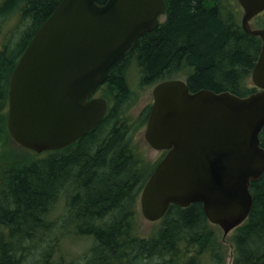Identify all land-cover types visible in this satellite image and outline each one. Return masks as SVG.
I'll list each match as a JSON object with an SVG mask.
<instances>
[{"label": "trees", "instance_id": "obj_1", "mask_svg": "<svg viewBox=\"0 0 264 264\" xmlns=\"http://www.w3.org/2000/svg\"><path fill=\"white\" fill-rule=\"evenodd\" d=\"M58 2L0 0L1 16L18 12L26 24L13 46L0 44V141L10 138L4 111L9 75ZM224 4L166 0L164 20L141 33L108 68L99 87L108 108L95 127L60 149L36 155L27 150L18 160L0 163V264H224L219 227L208 222L199 202L170 204L154 233H136L139 193L163 153L147 163L132 143L150 105L137 118L127 116L135 100L132 66L138 86L184 70L190 91L242 96L256 90L248 77L261 40L242 29L238 5ZM259 137L264 148V127ZM250 191L249 214L231 235V264H264V172ZM60 200L63 213L53 217ZM66 235L91 239L84 258L70 261L61 254Z\"/></svg>", "mask_w": 264, "mask_h": 264}, {"label": "water", "instance_id": "obj_2", "mask_svg": "<svg viewBox=\"0 0 264 264\" xmlns=\"http://www.w3.org/2000/svg\"><path fill=\"white\" fill-rule=\"evenodd\" d=\"M240 25L261 48L250 73L256 90L190 91L185 79L155 83L143 137L165 150L139 193L142 216L155 221L170 204L199 202L226 235L248 216L250 185L264 172V27L249 21L264 0H237ZM163 0H59L14 65L6 126L12 140L36 153L71 144L107 110L94 96L108 68L144 31L155 28Z\"/></svg>", "mask_w": 264, "mask_h": 264}, {"label": "rangeland", "instance_id": "obj_3", "mask_svg": "<svg viewBox=\"0 0 264 264\" xmlns=\"http://www.w3.org/2000/svg\"><path fill=\"white\" fill-rule=\"evenodd\" d=\"M225 2V7L232 8L234 5L238 7V21L240 23L242 8L239 5L237 0H222ZM232 4V5H231ZM238 5V6H237ZM21 15L18 12L9 11L6 12L3 16L0 15V44L3 41H8V46H13L20 34L24 31L26 24L21 23L20 19ZM250 25L253 28L264 27V11L259 12L256 16H254L250 20ZM131 85L133 90L135 91V100L127 109V116L131 120L132 118H137L140 113L144 111V109L149 106L152 102V87L154 84L138 86L136 85V78L138 77V73L135 70V67H131ZM172 77L185 78L184 70L172 75ZM248 83L253 85L250 77H248ZM97 95H101V91H97ZM145 124H142L138 127L132 137V143L137 150H139L140 154L143 156L144 160L147 163H155L159 160L162 155V150L153 149L144 139ZM29 149L15 143L12 139L9 140L2 138L0 141V163L3 164L5 162L10 163L13 158L17 159L21 154L27 153ZM30 151V150H29ZM32 151V150H31ZM34 152V151H33ZM31 153V152H30ZM37 153L35 152V155ZM3 156V157H2ZM18 160V159H17ZM6 165V164H5ZM139 199V197H138ZM63 200H60L59 204L56 206L53 217L60 216L63 213L62 209ZM136 233L140 236H147L154 233L159 226V220L149 221L146 220L139 209L138 203V215L136 216ZM58 231V230H57ZM56 231V232H57ZM234 229L230 230L226 235L223 234L222 230L219 228L220 238L222 240V244L225 247V262L224 264H231L233 257V243L231 241V235L233 234ZM73 235V234H72ZM91 239L88 237H80L76 239L75 236L66 235L59 242V247L62 249V255L68 260H78L79 258H84L83 256L85 252L91 246ZM88 252V251H87ZM60 255V252L55 250L53 256L57 258Z\"/></svg>", "mask_w": 264, "mask_h": 264}, {"label": "flooded vegetation", "instance_id": "obj_4", "mask_svg": "<svg viewBox=\"0 0 264 264\" xmlns=\"http://www.w3.org/2000/svg\"><path fill=\"white\" fill-rule=\"evenodd\" d=\"M163 1H164V3L166 4V0H163ZM165 14H166V7H165L164 12L161 13V14L159 15V17H158V24L164 20V18H165ZM21 53H22V52H21ZM17 60H18V59H17ZM17 60H16V61H17ZM9 77H10V75H9ZM8 82H9V79H8ZM7 86H8V85H7ZM100 86H101V85H100ZM100 86H98V88L95 90V92L99 90V87H100ZM95 92L93 93L92 97H94V96H100V95H97V92H96V93H95ZM6 110H7V104H6V108H4V111H6Z\"/></svg>", "mask_w": 264, "mask_h": 264}, {"label": "bare ground", "instance_id": "obj_5", "mask_svg": "<svg viewBox=\"0 0 264 264\" xmlns=\"http://www.w3.org/2000/svg\"><path fill=\"white\" fill-rule=\"evenodd\" d=\"M8 79H9V78H8ZM96 92H97V91H96ZM96 92H95V93H96ZM51 218H52V217H51Z\"/></svg>", "mask_w": 264, "mask_h": 264}]
</instances>
